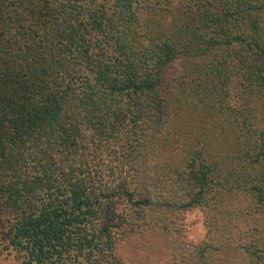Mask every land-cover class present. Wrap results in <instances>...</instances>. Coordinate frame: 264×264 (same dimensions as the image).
<instances>
[{
    "label": "trees",
    "instance_id": "16d2710c",
    "mask_svg": "<svg viewBox=\"0 0 264 264\" xmlns=\"http://www.w3.org/2000/svg\"><path fill=\"white\" fill-rule=\"evenodd\" d=\"M259 112L264 0H0V258L145 264L159 205L205 215L172 264H264Z\"/></svg>",
    "mask_w": 264,
    "mask_h": 264
},
{
    "label": "rangeland",
    "instance_id": "374dc122",
    "mask_svg": "<svg viewBox=\"0 0 264 264\" xmlns=\"http://www.w3.org/2000/svg\"><path fill=\"white\" fill-rule=\"evenodd\" d=\"M258 115L263 119L264 113L259 112ZM250 118L247 120L248 124ZM259 150L261 148H258ZM253 160L255 159H251ZM148 209L147 214L143 215L144 224L151 221L155 227L140 232L131 231L122 236L121 251L125 256L140 258L145 264H172V257L178 255L181 258V253L184 255L188 251V246L193 249L206 241L208 231L202 209L192 208L182 214L177 212L175 206L154 205ZM127 211L133 214L129 209ZM161 224L164 226L161 227ZM238 255L234 249L223 248L224 259L221 262L238 264L244 257ZM216 260L220 261V259ZM0 264L25 263L21 252L14 251L12 254L4 253L0 258Z\"/></svg>",
    "mask_w": 264,
    "mask_h": 264
}]
</instances>
